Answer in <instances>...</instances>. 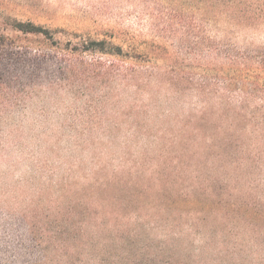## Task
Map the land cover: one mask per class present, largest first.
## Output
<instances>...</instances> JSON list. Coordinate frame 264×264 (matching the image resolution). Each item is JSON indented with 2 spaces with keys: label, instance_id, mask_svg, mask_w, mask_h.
Instances as JSON below:
<instances>
[{
  "label": "trees",
  "instance_id": "1",
  "mask_svg": "<svg viewBox=\"0 0 264 264\" xmlns=\"http://www.w3.org/2000/svg\"><path fill=\"white\" fill-rule=\"evenodd\" d=\"M262 4L196 0L200 22L228 32L189 67L143 60L111 40L78 42L75 51L101 57L87 66L130 94L108 110L112 122L71 128L93 160L62 178L69 216L34 228L38 264H264V53L239 44L264 27ZM13 30L52 39L31 23ZM21 54L40 60L32 47ZM35 77L15 52L0 56V149L19 147L22 122L8 121L52 85Z\"/></svg>",
  "mask_w": 264,
  "mask_h": 264
},
{
  "label": "rangeland",
  "instance_id": "2",
  "mask_svg": "<svg viewBox=\"0 0 264 264\" xmlns=\"http://www.w3.org/2000/svg\"><path fill=\"white\" fill-rule=\"evenodd\" d=\"M187 2L0 0V56L15 52L16 59L36 76L35 82L52 84L47 85L49 90L35 89L27 113L8 121L22 122V134L13 140L18 148L0 149V264H38L41 254L33 239L34 228L53 226L51 221L69 216L70 199L61 197L59 189L62 178L75 161L84 163L79 161L81 165L74 169L84 171L93 160L94 153L82 140L75 146L71 138L77 133L71 128L80 122H112L116 118L109 114L112 106L116 110L128 101V90H113L97 75L98 69L87 66L88 60L101 57L75 51L81 47L78 42L111 40L143 60L156 58L161 66L189 67L199 60V49L211 45V37L221 39L228 31L200 22L196 0ZM16 23L47 30L52 39L15 32ZM240 41L247 45L245 49L264 53V27L242 34ZM28 47L38 50L40 60L24 58L21 53ZM104 110L109 115L102 116ZM77 136L85 139L89 134Z\"/></svg>",
  "mask_w": 264,
  "mask_h": 264
}]
</instances>
